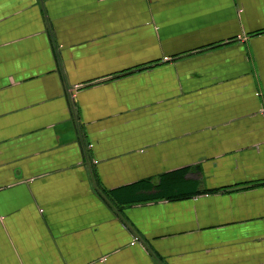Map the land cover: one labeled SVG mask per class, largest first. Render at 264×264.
Returning a JSON list of instances; mask_svg holds the SVG:
<instances>
[{"label": "crops", "instance_id": "obj_1", "mask_svg": "<svg viewBox=\"0 0 264 264\" xmlns=\"http://www.w3.org/2000/svg\"><path fill=\"white\" fill-rule=\"evenodd\" d=\"M0 264H264V0H0Z\"/></svg>", "mask_w": 264, "mask_h": 264}]
</instances>
